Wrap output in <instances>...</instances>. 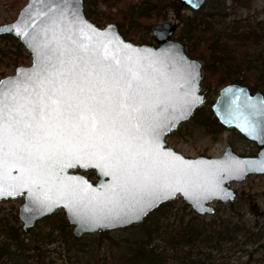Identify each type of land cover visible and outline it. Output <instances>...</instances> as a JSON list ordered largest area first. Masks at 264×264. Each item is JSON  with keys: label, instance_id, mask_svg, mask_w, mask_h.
<instances>
[{"label": "water", "instance_id": "95a60500", "mask_svg": "<svg viewBox=\"0 0 264 264\" xmlns=\"http://www.w3.org/2000/svg\"><path fill=\"white\" fill-rule=\"evenodd\" d=\"M179 1L199 12L208 0ZM73 9L78 12L76 19L71 14ZM176 29L171 23L156 25L152 28L156 44H136L127 40L116 24L100 27L92 22L86 16L84 0H70L68 4L62 0H28L14 22L0 26V37L17 39L32 58L31 66L18 67L14 75L1 81L16 77L18 70L33 69L36 56H44L48 48L69 49L72 37L78 49L81 44L85 46L81 49L85 56L102 60L107 55L109 63L119 60L118 67L131 66L151 85L146 89L145 102L152 108L155 132L134 142L128 159L120 167H69L51 145H45L40 155L47 163L37 168L18 159L15 142H7L4 163L0 165V202L23 198L18 218L25 233L61 210L77 239L125 229L141 225L149 215L179 197L197 216H214V203L227 205L237 200L233 184L250 176H264V124L258 126L244 108L245 102L258 104L264 100V94L240 84L224 86L211 111L226 130L255 143L256 155H240L228 145L221 157H187L169 146L168 137L206 104L208 93L202 87L203 64L173 38ZM250 127L256 131L252 132ZM90 171L96 173V182L85 175ZM144 177L154 178L168 195L154 203L131 207L108 203L112 189L119 190L118 184L138 183ZM68 186L75 189V196L66 194ZM177 188L180 190L176 191ZM33 249L41 258V250L36 246Z\"/></svg>", "mask_w": 264, "mask_h": 264}, {"label": "snow or ice", "instance_id": "6c2138e0", "mask_svg": "<svg viewBox=\"0 0 264 264\" xmlns=\"http://www.w3.org/2000/svg\"><path fill=\"white\" fill-rule=\"evenodd\" d=\"M71 14L73 19L78 16L76 9ZM69 41V49L48 48L44 56H36L33 69L18 70L16 77L0 81V165L12 140L18 159L37 168L47 163L40 150L51 145L69 167L111 169L124 165L134 142L154 134L152 108L145 102L151 85L141 73L131 66L121 69L119 60L109 63L107 55L102 60L85 56L84 45L78 49L75 39ZM244 108L258 126L264 124V100L245 102ZM117 188L108 199L114 207L150 204L168 195L148 177L138 183L125 181ZM66 194L75 196V189L68 186Z\"/></svg>", "mask_w": 264, "mask_h": 264}, {"label": "rangeland", "instance_id": "374dc122", "mask_svg": "<svg viewBox=\"0 0 264 264\" xmlns=\"http://www.w3.org/2000/svg\"><path fill=\"white\" fill-rule=\"evenodd\" d=\"M222 1L225 2L223 13L227 14V18L221 19L220 17L223 18L222 15L215 14L217 22L214 30L218 31L226 27L231 29L232 26H236V21L248 17L250 21L264 23V0H250L252 2L250 9H244L234 4L235 0H208L201 10L204 15L208 16L207 14L212 11L213 7H216ZM241 1L247 2L249 0ZM91 2L92 7L96 10L95 0H91ZM27 3L28 0H0V26L14 22ZM97 11L114 13L117 9L108 10L106 5H99ZM162 11L167 13V17L156 25L164 23L176 25L177 29L173 38L179 41L176 35L181 29V20H179L174 11L164 8ZM193 14V11L188 8L181 11L182 18L192 17L194 16ZM218 22L221 24L218 25ZM146 23L148 24L149 21L142 22V25ZM242 26L244 27L243 24ZM132 32L137 34V42L135 40L134 43L142 44L138 40L147 32L137 26ZM148 41L146 44H156L152 36V30L148 33ZM185 48L188 53L186 45ZM201 48L205 49L204 46ZM11 56H13L14 60H18V58H15L17 56L20 58L18 67L31 66L32 64L30 54L17 39L11 36L0 37V81L5 77L14 75L18 68L17 66L8 65V57ZM200 61L203 64L204 78L205 62ZM212 84L214 87L212 94H209L208 90L204 88L205 85L203 83L202 87L203 90L208 92L207 101L210 99L209 95H211V101L214 104L220 90L224 86L215 88V79ZM212 105L207 104L204 106L209 109ZM167 141L170 147L187 157H221L228 145H231L238 154L244 156H253L258 152V147L255 143L232 130L225 129L219 139H214L212 135L208 134L207 129L194 117L189 122L181 125L178 131L168 137ZM85 175L93 181H97L94 171L87 172ZM233 188L238 193V198L234 202L236 203L235 211L233 212L230 204L214 203L213 206L217 209L215 215L220 218L234 215L236 222L239 220L245 223L250 232L264 231V176H250L242 183L233 184ZM22 203L23 198L0 202V246L6 244L12 252L22 256L20 258L28 259V263L33 262L35 264H133L132 261L137 254V247H141V242H144L143 244L150 242L146 241V239L156 227L173 224L171 230L176 228V231H179L181 222L195 220L194 218L197 216L179 197L168 203L167 207L159 213L156 214V210L149 215L141 225L110 232L89 234L77 239L73 236V227L68 223L62 210L38 222L34 228L25 233L22 228L23 224L18 218L19 208ZM212 217L207 216L204 219L210 221ZM11 231H16L19 234L18 240H13L8 235ZM152 245L160 250H168V247H170V244L166 243L161 236L155 239ZM20 246H25V250L21 251ZM34 246L41 250V258H38L37 253L33 249ZM229 248H232L231 252L225 253L224 256L231 259L232 264H264V239L259 243H255L240 233L237 237L236 245L231 244ZM169 253L171 255L172 251H167L168 255Z\"/></svg>", "mask_w": 264, "mask_h": 264}, {"label": "trees", "instance_id": "16d2710c", "mask_svg": "<svg viewBox=\"0 0 264 264\" xmlns=\"http://www.w3.org/2000/svg\"><path fill=\"white\" fill-rule=\"evenodd\" d=\"M95 4L97 9L99 5H106L108 10L115 8L117 11L99 12L92 7L91 0H85V13L92 22L100 27L116 24L122 35L128 40H134L133 42L137 34L132 31L136 26L142 28L147 32L138 40L142 44L149 42L148 33L153 26L166 19L167 13L162 11L163 8L174 11L182 23L176 35L177 39L188 47V54L191 57L205 62L203 85L209 94L214 91L212 86L214 79L215 88L240 84L249 87L253 92L264 94V23L250 21L248 17L236 21V26H232L231 29L226 27L214 30L217 22L215 14L222 15L221 19L227 18V14L223 13L224 1L213 7L208 16L201 10L193 12L194 16L185 18H182L181 11L187 8L179 0H95ZM234 4L244 9L252 7L250 0L247 2L235 0ZM144 21L149 23L142 25ZM219 24L221 23L218 22ZM203 46L205 49L201 48ZM15 58L18 60H14L13 56L8 57L9 66L18 67L20 58L18 56ZM209 96L210 99L206 101L205 106L213 104L212 96ZM205 106L196 111L194 118L207 129L208 134L214 139H219L225 128L214 118L211 108L206 109ZM167 205L168 203L159 208L156 214ZM235 206L236 203L230 204L233 212ZM194 219L181 222L179 231H176V228L171 230L173 224L156 227L146 239L150 242L145 244L141 242V247H137L133 264H232L231 259L224 254L231 252L232 248L229 246L236 245L240 233L255 243L264 239V231L250 232L245 223L239 220L236 222L234 215L227 218L215 215L210 221L198 216ZM8 235L13 240L19 239L16 231H11ZM160 236L170 244L168 250H160L152 245ZM25 248L20 246L21 251ZM167 251H172L171 255L170 253L168 255ZM20 257L22 256L12 252L6 244L0 246V264H35L28 263V259Z\"/></svg>", "mask_w": 264, "mask_h": 264}]
</instances>
